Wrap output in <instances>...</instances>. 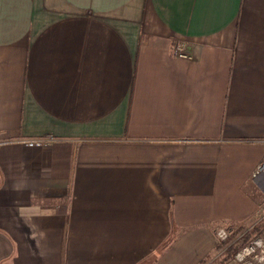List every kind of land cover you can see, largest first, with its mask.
<instances>
[{"label":"crops","instance_id":"0c3cea01","mask_svg":"<svg viewBox=\"0 0 264 264\" xmlns=\"http://www.w3.org/2000/svg\"><path fill=\"white\" fill-rule=\"evenodd\" d=\"M262 138L264 0H0V264H198Z\"/></svg>","mask_w":264,"mask_h":264},{"label":"rangeland","instance_id":"374dc122","mask_svg":"<svg viewBox=\"0 0 264 264\" xmlns=\"http://www.w3.org/2000/svg\"><path fill=\"white\" fill-rule=\"evenodd\" d=\"M174 233L172 236H175ZM220 233L227 234V237L221 240L218 236ZM214 238L215 248L198 264H264V247L255 246L243 260L239 262L236 259L238 254L251 248L253 241L257 242L259 238L264 239V205L259 213L240 225L216 227Z\"/></svg>","mask_w":264,"mask_h":264},{"label":"built area","instance_id":"2783aa9c","mask_svg":"<svg viewBox=\"0 0 264 264\" xmlns=\"http://www.w3.org/2000/svg\"><path fill=\"white\" fill-rule=\"evenodd\" d=\"M177 54L179 56H184V57L188 55L187 52L183 50L182 46H178ZM51 140H52V137L51 136H47V137H42V138H36V139H33V140H31V139L24 140V143L28 144L30 146H32V145H40V146H42V145H45L47 142H49ZM259 142L264 145V138H262ZM260 172L264 173V153L262 155V161L258 164L255 172L253 173V176H256ZM218 236L222 240V239L227 237V234L225 235L224 233H220V234H218ZM263 240L264 239L259 238L257 242L253 241V245L251 246V248H248L246 252H242L241 254H238L236 259L239 262L241 260H243L245 258V255H248L249 253H251L255 246L264 247V241Z\"/></svg>","mask_w":264,"mask_h":264},{"label":"trees","instance_id":"16d2710c","mask_svg":"<svg viewBox=\"0 0 264 264\" xmlns=\"http://www.w3.org/2000/svg\"><path fill=\"white\" fill-rule=\"evenodd\" d=\"M174 240V236H170L160 247V252H162L164 249L168 247V245ZM236 249V248H235Z\"/></svg>","mask_w":264,"mask_h":264},{"label":"bare ground","instance_id":"6f19581e","mask_svg":"<svg viewBox=\"0 0 264 264\" xmlns=\"http://www.w3.org/2000/svg\"><path fill=\"white\" fill-rule=\"evenodd\" d=\"M247 251V249L244 250V252Z\"/></svg>","mask_w":264,"mask_h":264}]
</instances>
